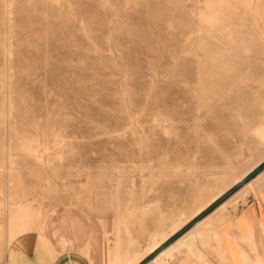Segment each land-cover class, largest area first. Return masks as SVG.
<instances>
[{
	"label": "rangeland",
	"instance_id": "374dc122",
	"mask_svg": "<svg viewBox=\"0 0 264 264\" xmlns=\"http://www.w3.org/2000/svg\"><path fill=\"white\" fill-rule=\"evenodd\" d=\"M263 51L264 0H0L1 234L61 248L74 209L95 264L141 263L264 165Z\"/></svg>",
	"mask_w": 264,
	"mask_h": 264
},
{
	"label": "crops",
	"instance_id": "0c3cea01",
	"mask_svg": "<svg viewBox=\"0 0 264 264\" xmlns=\"http://www.w3.org/2000/svg\"><path fill=\"white\" fill-rule=\"evenodd\" d=\"M248 200L249 203L231 220V225L218 228L221 248L212 245L207 252L198 246L192 250L194 256L181 252L175 255L171 264H254L258 258L264 264V194L252 193ZM63 213L64 209L52 214L53 228L59 225L58 218ZM71 214L82 230L67 233L65 239L71 240L69 248L61 249L49 229L23 233L10 243L0 232V264H95L82 251L92 236L91 227L83 214L74 209ZM219 249L224 252L225 260L216 254ZM163 262L164 258L158 264Z\"/></svg>",
	"mask_w": 264,
	"mask_h": 264
},
{
	"label": "bare ground",
	"instance_id": "6f19581e",
	"mask_svg": "<svg viewBox=\"0 0 264 264\" xmlns=\"http://www.w3.org/2000/svg\"><path fill=\"white\" fill-rule=\"evenodd\" d=\"M264 52V51H263ZM263 130V129H262ZM264 171V170H263ZM262 171V172H263ZM261 172V173H262ZM260 173V174H261ZM259 175V174H258ZM257 175V176H258ZM256 176V177H257ZM261 176V175H260ZM259 176V177H260ZM242 177V176H241ZM255 177V178H256ZM240 177H238V179H239ZM254 178V179H255ZM244 180V178H242V179H240L238 182H242ZM253 180V179H252ZM251 180V181H252ZM252 186V182L251 183H246L245 185H243L241 188H243V190H241V191H239L238 193H237V191L238 190H240L241 188H239L233 195H232V197H231V199L230 200H237L238 199V197H239V195L240 194H242L243 193V191H245V190H247L248 188H250ZM229 197V198H230ZM228 198V199H229ZM227 199V200H228ZM226 200V201H227ZM218 208V207H217ZM216 208V209H217ZM215 210V209H214ZM213 210V211H214ZM212 211V212H213ZM211 212V213H212ZM211 213H209L208 215H210V216H206L205 218H203L200 222H198L191 230H189L185 235H183L180 239H178L175 243H173L171 246H169L166 250H164L161 254H159L152 262H150L149 264H158L159 263V261L161 260V259H163L164 258V262H163V264H171V261L173 260V258L175 257V250L177 251V250H180V249H183V248H185V249H187V254L188 255H190V256H194L193 255V248H196V247H201V248H203V249H205L207 252L208 251H210L212 248V245H218V243H217V238L215 237V235L213 234V229H212V225H213V222L214 221H220L221 219H223V215H221V214H219V213H217V211H215V212H213L212 214ZM12 220V219H11ZM227 220V219H226ZM9 222V221H8ZM11 223V222H10ZM9 223V225H10V227H11V224ZM214 227V226H213ZM219 227H221V226H219ZM218 227V228H219ZM263 228H264V226H263ZM7 231H9V238H8V243H10L14 238L12 237V235H11V228H10V230L8 229ZM191 231V232H190ZM180 232V231H179ZM198 238V239H197ZM197 240H198V244L196 243L197 242ZM169 241V240H168ZM167 241V242H168ZM89 242V241H88ZM87 242V243H88ZM215 243V244H214ZM159 244H161V243H159ZM158 244V245H159ZM88 245V244H87ZM86 245V246H87ZM164 245V244H163ZM162 245V246H163ZM156 247V246H155ZM160 247V246H159ZM61 248L64 250V249H67V248H69V243L67 242V240L65 239V237H63L62 239H61ZM87 248V247H86ZM154 248V247H153ZM152 248V249H153ZM161 248V247H160ZM211 248V249H210ZM88 249V248H87ZM151 249V250H152ZM157 249V248H156ZM156 249H153L151 252H154ZM159 249V248H158ZM157 249V250H158ZM156 250V251H157ZM155 251V252H156ZM101 252V251H100ZM148 253H149V251H148ZM151 254V253H150ZM153 254V253H152ZM151 254V255H152ZM238 255V254H237ZM97 256H99V255H96V257ZM96 257H95V259H96ZM101 257H102V255H101ZM185 257V256H184ZM94 259V260H95ZM111 260V259H110ZM17 262V261H16ZM140 262V261H139ZM201 263V262H200ZM128 264H131V263H128ZM137 264H140V263H137ZM256 264H263L260 260H259V262L258 263H256Z\"/></svg>",
	"mask_w": 264,
	"mask_h": 264
},
{
	"label": "water",
	"instance_id": "95a60500",
	"mask_svg": "<svg viewBox=\"0 0 264 264\" xmlns=\"http://www.w3.org/2000/svg\"><path fill=\"white\" fill-rule=\"evenodd\" d=\"M264 170V165L255 170L252 174H250L248 177H246L236 188H234L231 192L226 194L224 197L219 199L217 202H215L210 208H208L206 211H204L202 214H200L195 220H193L190 224L185 226L180 232H178L175 236H173L168 242H166L161 248H159L156 252H154L151 256L146 258L143 262L140 264H149L152 262L159 254H161L164 250H166L169 246H171L173 243H175L178 239H180L183 235H185L189 230H191L198 222H200L203 218H205L212 210H214L216 207H218L220 204H222L225 200H227L230 196H232L239 188H241L246 183L250 182L252 179H254L258 174H260Z\"/></svg>",
	"mask_w": 264,
	"mask_h": 264
}]
</instances>
